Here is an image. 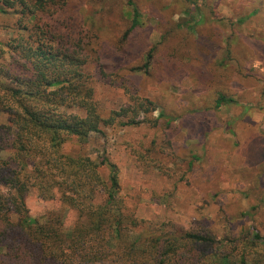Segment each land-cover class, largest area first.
Segmentation results:
<instances>
[{
  "label": "rangeland",
  "instance_id": "rangeland-1",
  "mask_svg": "<svg viewBox=\"0 0 264 264\" xmlns=\"http://www.w3.org/2000/svg\"><path fill=\"white\" fill-rule=\"evenodd\" d=\"M133 6L139 24L124 38ZM74 8L91 37L83 70L100 116L152 104L134 112L138 124L119 117L85 143L67 137L62 146L116 165L119 189L106 210L121 218V237L105 224L99 241L78 239L74 209L27 193L31 217L51 214L59 233L72 234L54 264H127L141 249L151 260L155 240L186 231L213 237L216 251L233 253L229 264H264V0H77ZM13 20L0 15V41ZM220 95L234 102L217 107ZM108 172L100 168L105 182Z\"/></svg>",
  "mask_w": 264,
  "mask_h": 264
},
{
  "label": "trees",
  "instance_id": "trees-1",
  "mask_svg": "<svg viewBox=\"0 0 264 264\" xmlns=\"http://www.w3.org/2000/svg\"><path fill=\"white\" fill-rule=\"evenodd\" d=\"M75 1L0 0V15L11 14L14 18L11 35L0 41V117H4L0 121L2 264L29 260L54 264L63 255V244L72 237L57 231L59 218L49 214L41 223L29 215L25 197L31 190L44 200L58 199L76 211L77 226L81 225L76 229V238L97 242L105 224L112 235L121 237V218L106 210L119 189L116 165L105 157L98 161L87 156L72 157L62 152V146L67 137L85 143L100 126L112 125L119 117L127 118L119 121L122 126L138 124L141 121L134 112L138 107L146 112L152 101L122 106L107 117L100 116L83 70L91 37L75 16ZM137 17L133 6L124 38L139 24ZM200 18L199 14L196 22ZM231 102L234 100L221 95L215 100L217 107ZM102 166L109 170L107 182L100 174ZM93 193L105 194L104 204L91 202ZM213 241V237L197 232L169 235L155 240L151 260L142 257L145 250L132 248L137 252L127 253L124 262L189 264L194 258L218 256L222 264H229L233 253L216 251ZM243 254L238 255L243 258Z\"/></svg>",
  "mask_w": 264,
  "mask_h": 264
}]
</instances>
